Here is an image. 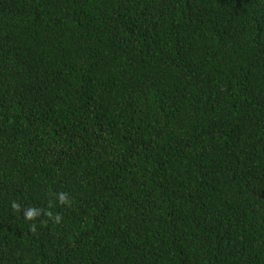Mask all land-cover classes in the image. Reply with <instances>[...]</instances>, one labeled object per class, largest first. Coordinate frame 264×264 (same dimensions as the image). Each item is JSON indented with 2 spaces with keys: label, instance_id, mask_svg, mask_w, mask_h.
I'll return each mask as SVG.
<instances>
[{
  "label": "trees",
  "instance_id": "16d2710c",
  "mask_svg": "<svg viewBox=\"0 0 264 264\" xmlns=\"http://www.w3.org/2000/svg\"><path fill=\"white\" fill-rule=\"evenodd\" d=\"M0 264H264V0H0Z\"/></svg>",
  "mask_w": 264,
  "mask_h": 264
}]
</instances>
